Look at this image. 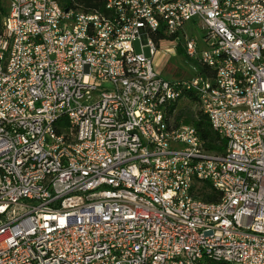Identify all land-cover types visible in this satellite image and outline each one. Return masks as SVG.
<instances>
[{
  "label": "built area",
  "instance_id": "built-area-1",
  "mask_svg": "<svg viewBox=\"0 0 264 264\" xmlns=\"http://www.w3.org/2000/svg\"><path fill=\"white\" fill-rule=\"evenodd\" d=\"M104 1L0 0V264H264V0ZM162 42L214 74L165 80Z\"/></svg>",
  "mask_w": 264,
  "mask_h": 264
},
{
  "label": "trees",
  "instance_id": "trees-1",
  "mask_svg": "<svg viewBox=\"0 0 264 264\" xmlns=\"http://www.w3.org/2000/svg\"><path fill=\"white\" fill-rule=\"evenodd\" d=\"M76 3L81 6L85 11H103L105 1L104 0H75ZM150 38L157 42L159 40H172L171 38H167L162 34V31H158L157 33L150 34ZM177 55H180L181 57L187 59L184 52L181 48H177L176 51ZM195 67L197 69V72L201 75H205L208 77H212L214 72L202 65H199L195 63ZM171 113V111H170ZM178 119V118H177ZM183 124H188L194 127L197 135L201 138V140L204 142V148L207 152L213 153V154H223L226 148V142L224 139L220 138L210 127V124L208 122V119L197 112L195 114V117L191 121H185ZM197 196L201 198L203 201L208 203H214L218 201L220 198L219 194L211 190L208 186H202ZM207 264H224V263H218V262H207Z\"/></svg>",
  "mask_w": 264,
  "mask_h": 264
},
{
  "label": "rangeland",
  "instance_id": "rangeland-1",
  "mask_svg": "<svg viewBox=\"0 0 264 264\" xmlns=\"http://www.w3.org/2000/svg\"><path fill=\"white\" fill-rule=\"evenodd\" d=\"M187 30L193 34L194 38H200V33L194 27L193 23L187 25ZM135 52H140V41H136L134 44ZM176 46L173 42H162L159 47V53L153 60V69L162 78L168 81H173L175 79H187L195 71H197L194 62L181 57L180 55H168L161 56L160 52L163 50L173 49ZM143 53L148 57V49L144 48ZM197 107L193 103H188L185 101H180L176 107L175 114L173 116L174 123L185 121H191L195 114L197 113ZM178 118V119H177ZM172 123V120H171Z\"/></svg>",
  "mask_w": 264,
  "mask_h": 264
},
{
  "label": "bare ground",
  "instance_id": "bare-ground-1",
  "mask_svg": "<svg viewBox=\"0 0 264 264\" xmlns=\"http://www.w3.org/2000/svg\"><path fill=\"white\" fill-rule=\"evenodd\" d=\"M235 4H242V0H235ZM231 66H233L234 76H241V66L238 57L231 56ZM240 87H246V92L256 91V82H249L247 84V79H240ZM246 113V104H235L231 108V115L233 116H242ZM231 264H237L236 261H231ZM254 264V263H246Z\"/></svg>",
  "mask_w": 264,
  "mask_h": 264
}]
</instances>
